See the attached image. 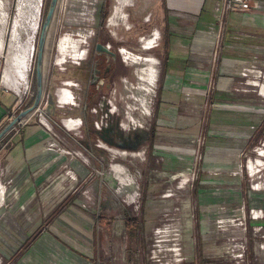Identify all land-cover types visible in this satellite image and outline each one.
<instances>
[{
    "label": "rangeland",
    "instance_id": "obj_1",
    "mask_svg": "<svg viewBox=\"0 0 264 264\" xmlns=\"http://www.w3.org/2000/svg\"><path fill=\"white\" fill-rule=\"evenodd\" d=\"M49 1L0 0V79L7 66L17 63L22 75L18 64L26 65L24 88H3L0 95L6 108L0 129L33 100L37 42ZM97 1H56L41 49L42 91L46 82L50 98L69 101L85 73L76 63L86 42L102 31L116 48L120 71L105 101L108 109L115 106L107 115L113 124L80 130L66 118L60 124L57 117L70 111L49 110L39 99L23 126L34 124L44 135L38 142L53 156L52 173L25 181L27 191L13 169L3 167L9 144L0 148V264H250L245 227L248 216L260 219L249 215V191L264 173V100L243 69L262 65L264 48L256 47L240 64L232 60L233 85L224 92L215 90L214 81L202 84L207 76L199 72L180 79L182 84L172 83L179 79L174 74L163 85L164 44L192 32L198 0L166 2L187 6L164 10L170 21L152 11V0H108L102 16ZM184 19L191 24L180 25ZM215 59L211 55L209 64ZM95 118L88 116L93 123ZM95 167L101 185L84 186ZM25 205L38 209L26 211ZM34 213L44 215L35 228ZM46 228L51 237L32 241L35 231Z\"/></svg>",
    "mask_w": 264,
    "mask_h": 264
},
{
    "label": "crops",
    "instance_id": "obj_2",
    "mask_svg": "<svg viewBox=\"0 0 264 264\" xmlns=\"http://www.w3.org/2000/svg\"><path fill=\"white\" fill-rule=\"evenodd\" d=\"M168 1L170 0H152V11L178 9L181 6L186 9L187 7L185 3L172 1L171 4H167ZM249 5L251 6V9L240 11L237 9H225L223 7V0H198V12L194 16L192 22V32L187 33L186 35L182 34L178 39H174V41H172L173 38L170 40L169 37L168 42L164 44V50L162 51L164 62V77L162 84L165 85L164 81L167 79V81H169L170 78H172L171 76L175 77L174 74H178L179 79H174L172 83L187 78L189 73L199 72V74L206 73L207 77L209 74L210 77H213V80L207 77L200 78V82L203 84L204 82L208 83L209 81H214L216 91L219 90L224 92L228 86L233 85L232 72L234 71V63H232V60H236V62L240 64L243 60L248 58L251 59L253 57L256 47L264 48V0H249ZM168 17L169 15L165 17L166 21H170L168 20ZM185 20L186 19H184V21ZM185 22L182 21L180 25H189L190 23L188 19ZM167 24L169 25L170 23ZM211 55L216 56L215 65H213L214 62L209 64ZM12 62L14 63V61ZM16 65L17 63L11 65L12 70H10V67H7L2 73V85L8 87V90L15 89L17 86H22L24 88L25 76L16 72ZM255 65L261 68L264 67V62L262 65ZM9 72H14L15 74L11 79L8 77ZM23 72L25 73V71ZM167 73L172 75H167ZM21 76L24 77L23 80L20 78ZM182 83L183 81L180 82V84ZM19 91L21 92V90ZM3 92L6 91L0 87L1 96L4 95ZM2 101L3 100L1 99L0 122L5 115L6 110L4 105H2ZM15 108H17V106H15ZM20 111L22 110H19L15 115ZM228 117L231 118V115ZM233 117L236 119L238 118L237 115ZM60 124H62V122ZM74 125L75 124L72 125V128ZM34 126V124L21 126L17 128V130H14L7 139L0 143V148L9 144L6 148V152L3 154V167H11L14 171V178L22 183L29 179H33L34 182H39L52 173V162H50V159L53 158V156L39 145L38 141H40L44 135L34 129ZM11 127L2 133L0 138L5 135L4 133L10 130ZM71 134L74 135L72 137L77 136V134H74L73 132ZM92 145L98 146L97 143H93ZM251 165L252 164L249 163L248 168ZM251 170V174L256 172L254 169ZM96 171V167L91 168L89 171L90 177L88 178V176H85L87 180L83 182L84 186L91 187V185H101L100 179L96 178ZM261 174L263 178L259 183L256 181L258 184H256V186L254 185L255 187L250 185L251 191H249V193H251L250 196L253 198H251V200H253L254 206L258 208H251L254 207L251 206L249 211H252V209L264 208V173ZM91 176L93 179H91ZM251 180L253 181V179ZM24 185L28 191V185L26 182ZM92 200L93 197L90 198L87 204L90 206L93 205ZM72 202L73 200L70 201V203ZM70 203L67 204L71 206ZM25 207L26 211H34L38 209L34 205L31 207L25 205ZM70 214L77 216V214H74L72 211H70ZM32 217L35 221H38L37 224L34 223L33 225L35 228L37 225L41 224L40 220L44 215H37L34 213ZM77 217L80 218L79 216ZM250 218L251 217L248 216L245 227L247 236L246 241L248 244L247 256L248 259H250V264H264V217L259 220ZM86 224L87 226L89 225V223ZM25 226H31V222L26 221ZM1 228L3 231L5 230L3 226ZM7 234L10 235L9 233ZM33 236L32 241L36 238H40L41 241V238L46 240L48 237H51L49 229L47 228L43 231L40 229L39 231H35ZM70 252L76 256V253L73 250ZM83 259H85V257H83ZM85 260L89 262V260ZM13 261V263H15L16 260Z\"/></svg>",
    "mask_w": 264,
    "mask_h": 264
},
{
    "label": "flooded vegetation",
    "instance_id": "obj_3",
    "mask_svg": "<svg viewBox=\"0 0 264 264\" xmlns=\"http://www.w3.org/2000/svg\"><path fill=\"white\" fill-rule=\"evenodd\" d=\"M97 13L102 16L108 9V0H98L97 2ZM102 17H100V20ZM91 28L95 29L94 22H91ZM110 25L109 23H107ZM94 32L92 33V35ZM86 49L84 50L83 60L76 63V67L79 65L83 66V71L85 73L80 76L75 82V90L69 92V101H61L55 98H50L49 85H46V91L43 92L41 100L46 104L47 108L51 110L52 108L62 107L67 111L68 114L57 117L59 123H61L62 118L69 119L75 124L77 129H86L87 127H96L100 125L101 127L112 125V120H107V115H111L114 108H107L106 95L110 92V86L113 78L120 72L118 71L117 57L115 56L116 48L113 47L112 43L109 41L108 36L105 35L104 39H100L99 31H96L95 35L91 37L86 42ZM76 49V46L75 48ZM122 50H119L121 53ZM76 52L74 57H76ZM78 56V55H77ZM44 89V88H43ZM53 94V92H52ZM61 101V105L57 101ZM58 101V102H59ZM63 104V106H62ZM65 105V106H64ZM73 107L79 108L76 112H73ZM32 111V110H31ZM103 111V113H102ZM100 114L96 116L97 113ZM95 116V123L88 119V116ZM97 117H106L104 120L101 118L98 122ZM52 124L55 125L54 122ZM85 132L84 130H81Z\"/></svg>",
    "mask_w": 264,
    "mask_h": 264
},
{
    "label": "water",
    "instance_id": "obj_4",
    "mask_svg": "<svg viewBox=\"0 0 264 264\" xmlns=\"http://www.w3.org/2000/svg\"><path fill=\"white\" fill-rule=\"evenodd\" d=\"M57 0H50L47 6V9L44 13V18L41 22V26H40V34H39V38H38V42H37V51H36V63H35V69H34V74H35V79H34V84H35V93H34V97L33 100L31 102V105L29 107H27L26 109L20 111L17 115H15L11 121H9L7 123V125H5L1 130H0V136L2 135V133L7 130L9 127H11L14 123H17L21 117H23L24 115H26L29 111L33 110L34 108L37 107L38 105V101L42 95V83L44 81V77L42 74L43 71V59L41 57V49L43 47V41H44V37L46 35L47 32V27L48 24L51 20L52 17V12L55 6ZM99 37L100 39H104L105 35L102 31H99ZM32 47L30 49V51H32Z\"/></svg>",
    "mask_w": 264,
    "mask_h": 264
},
{
    "label": "built area",
    "instance_id": "obj_5",
    "mask_svg": "<svg viewBox=\"0 0 264 264\" xmlns=\"http://www.w3.org/2000/svg\"><path fill=\"white\" fill-rule=\"evenodd\" d=\"M223 7L225 9H237L240 11L251 9L250 8L251 6L249 5V0H223ZM243 70H244L243 72L248 71V74L251 77V81L249 82H251V84L253 85L254 94L258 97L260 101H263L264 100V69L261 71L260 68L256 65H249ZM42 90H43V83H42ZM40 100H41V97H40ZM39 102H38V105H39ZM31 112H33V110ZM30 114L27 113L25 117L23 116L22 119L20 118V120L16 123V127L14 128V130H17V128L26 124V122L28 121V118L30 117ZM39 122L41 123L42 126L47 128L46 124L43 121L42 122L39 121ZM45 122L47 123V119L45 120ZM254 184L256 185L257 183H254ZM249 215L253 216L254 218H262L264 217V210L252 209V211L249 212Z\"/></svg>",
    "mask_w": 264,
    "mask_h": 264
},
{
    "label": "bare ground",
    "instance_id": "obj_6",
    "mask_svg": "<svg viewBox=\"0 0 264 264\" xmlns=\"http://www.w3.org/2000/svg\"><path fill=\"white\" fill-rule=\"evenodd\" d=\"M54 7H55V6H54ZM53 10H54V9H53ZM53 12H54V11H53ZM53 12H52V14H53ZM107 25H108V24H107ZM47 29H48V27H47ZM47 29H46V30H47ZM46 33H47V32H46ZM9 55H10V54H9ZM15 55H16V54H15ZM9 57H10V56H9ZM9 57H8V58H9ZM10 59H11V57H10ZM27 59H28V57H27ZM10 62H11V61H10ZM8 63H9V62H8ZM11 63H13V62H11ZM9 64H10V63H9ZM10 65H11V64H10ZM6 66H7V65H6ZM18 66H19L20 69H22V70H21L22 72H23V71H26V69H25V66H26V65H22L21 63H19ZM20 66H21V67H20ZM7 67H8V66H7ZM10 70H12V69H10ZM10 70H9V71H10ZM0 73H1V71H0ZM23 74H24V72H23ZM24 75H25V74H24ZM0 85H1L2 88H7V89H8V87L2 85V80H1V79H0ZM30 112H31V111H29L28 114H30Z\"/></svg>",
    "mask_w": 264,
    "mask_h": 264
},
{
    "label": "trees",
    "instance_id": "obj_7",
    "mask_svg": "<svg viewBox=\"0 0 264 264\" xmlns=\"http://www.w3.org/2000/svg\"><path fill=\"white\" fill-rule=\"evenodd\" d=\"M160 11H162V18L165 19V17H166V16L164 17V12H165V11H164V10H160ZM157 45H158V44H157ZM130 224H134V221H133V222H130Z\"/></svg>",
    "mask_w": 264,
    "mask_h": 264
}]
</instances>
